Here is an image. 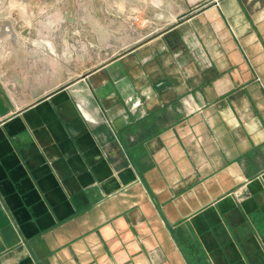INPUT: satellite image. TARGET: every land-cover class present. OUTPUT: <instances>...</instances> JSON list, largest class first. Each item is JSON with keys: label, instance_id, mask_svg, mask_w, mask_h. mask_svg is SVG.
I'll list each match as a JSON object with an SVG mask.
<instances>
[{"label": "crops", "instance_id": "0c3cea01", "mask_svg": "<svg viewBox=\"0 0 264 264\" xmlns=\"http://www.w3.org/2000/svg\"><path fill=\"white\" fill-rule=\"evenodd\" d=\"M163 3L75 75L0 17V264H264V0Z\"/></svg>", "mask_w": 264, "mask_h": 264}, {"label": "rangeland", "instance_id": "374dc122", "mask_svg": "<svg viewBox=\"0 0 264 264\" xmlns=\"http://www.w3.org/2000/svg\"><path fill=\"white\" fill-rule=\"evenodd\" d=\"M163 1V4L174 2ZM208 1L211 0H203ZM157 2L0 0V17L12 21L10 25L17 42L27 50L26 57L17 54V62L20 58L27 63L38 62L39 51L52 52L55 48L64 65L74 69V74L71 72L70 75H75L115 58L136 42L132 38L158 30L162 25L158 23L160 9ZM49 17H55V23H46ZM23 67L18 65V75Z\"/></svg>", "mask_w": 264, "mask_h": 264}, {"label": "bare ground", "instance_id": "6f19581e", "mask_svg": "<svg viewBox=\"0 0 264 264\" xmlns=\"http://www.w3.org/2000/svg\"><path fill=\"white\" fill-rule=\"evenodd\" d=\"M78 107L80 108V106L78 105Z\"/></svg>", "mask_w": 264, "mask_h": 264}]
</instances>
